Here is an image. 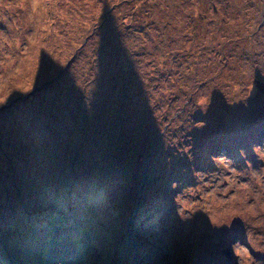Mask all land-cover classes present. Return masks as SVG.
Listing matches in <instances>:
<instances>
[{"label":"rangeland","instance_id":"374dc122","mask_svg":"<svg viewBox=\"0 0 264 264\" xmlns=\"http://www.w3.org/2000/svg\"><path fill=\"white\" fill-rule=\"evenodd\" d=\"M165 1L0 0V264H264V0H176L185 14L155 27L169 24L160 68L176 80L127 107L106 25L153 22ZM215 52L232 57L205 61ZM42 126L62 130L45 144L56 154L36 151ZM63 203L72 218L53 221Z\"/></svg>","mask_w":264,"mask_h":264},{"label":"trees","instance_id":"16d2710c","mask_svg":"<svg viewBox=\"0 0 264 264\" xmlns=\"http://www.w3.org/2000/svg\"><path fill=\"white\" fill-rule=\"evenodd\" d=\"M167 1L168 2L165 1V3L161 7H159V5L156 7L157 9L159 8L158 9V15L156 16L155 21H153V22H152L153 19L151 18L152 14L151 15L149 14V16L144 18V17H142L143 15L140 16L141 13H137L136 15L133 14V15H130V16H127V17L124 16L123 18L116 19L115 22H114V19H112V22L109 25L105 24L106 25V34H105V36H106L105 41L106 42L105 43H106V46L108 48L109 64L113 66L114 70L118 67L117 70H119V74H120L119 75L120 77L117 75L118 77L115 78V81L116 80L118 81V79L122 77L124 71H128V74H129V78L126 81V85L121 88L122 89V93H123V90H124V93H126L125 97H124V100L126 101L125 104L127 105V107L129 105H131L129 103H133V101H135V99H138V98L143 99L144 97H146V94H148L149 92H145V89H147L150 86V84H154V87H156V86L159 87V85L161 83H165L168 80H171L172 83H173V80H176L175 78L177 76V71L174 70V69H176L175 65L173 66L174 68L172 67L173 70L167 73V76H164V74L162 73L163 71L160 68L161 65H164V63L167 64L166 63L167 59H171L172 60V59L175 58L174 55H172V52H171V49H175V47H173L172 45L170 46L169 44H171V43L165 41V35H166V32H167L166 26H168L169 24H166L165 26L162 25V26H164L162 29L159 27V31L160 32H158V28H155V27L157 26V23L159 24V21L164 19V17L166 16L167 13H169V14L172 13V15H170L168 17L170 19L172 18L173 22L175 20L178 22V19H177L178 16H180L182 12L185 14V11L183 9L185 5H183V3H181V4L180 3L179 4L176 3V0H167ZM126 3L129 4V2L124 1V2L120 3V6H121V4L124 5ZM144 4H146V3H144ZM144 4H143V6H144ZM212 5L214 6L213 3L211 4V6ZM117 6H118V4L114 3L112 6H110L108 8V11L105 12V13H107L108 16L112 15L113 10L117 9ZM137 9L141 10V9H144V8L141 7V8H137ZM210 10L213 13V15L216 16L215 15L216 9H214V7H212ZM153 16H154V14H153ZM204 18L206 19V24L208 26H210L214 22V19L212 20V17L210 18V17H206L205 16ZM215 19H216V17H215ZM149 20H150V22L152 24L155 23V24H153L154 28H152V30L154 29V31L152 33L153 37L152 36L150 37V35H147L148 34L147 27L149 25L147 23V21H149ZM216 21L218 22V24L222 25V21L217 20V19H216ZM105 22H106V17H105ZM96 23H94V26H95L94 29L95 30L102 29L101 26H102V24L104 22L102 23V21H101L100 25H98V26L96 25ZM7 28H8V26H5V27L0 26V30L3 29V30L7 31ZM177 28H174V29L176 30ZM27 29H29V28H27ZM235 30L238 32V30L236 28H235ZM140 34H143V36H141ZM6 35H7V36H5L6 40L4 41V45H3V48H2L3 52L12 51V48H11V50H7V49L10 48L9 44L7 43L9 33L6 34ZM9 39L13 40V35L10 36ZM6 44H7V46H6V49H5L4 47H5ZM126 44L129 45V46L131 44H134L133 45L134 52H132V55H131V57L134 58V62H133L134 65H133V63H131L130 65L128 64L127 55H124V53H123L124 52V47L123 46H126ZM155 51L158 52V54L160 55L159 61L156 60L153 57V55H154L153 53ZM160 51H161V54L159 53ZM149 53H151V57H150ZM215 53L216 54H214L213 56L211 55L212 57L211 56L209 57L208 55H206L205 56V61L207 60L208 62H213V61H217V59H219V60L223 59V62H224L226 58L229 59L230 57H232V55L225 56L224 54L222 55V54H219L218 52H215ZM144 55H146V56H144ZM47 58H48V55H45L44 56L45 61H46ZM201 58H202V56H200V59ZM4 59H5V57H3V60ZM210 59H212V61H210ZM129 66H132L133 68L131 67L130 69H128ZM51 72H52V70H47L46 75H51L52 74ZM61 74H63V73L61 72ZM64 76H66V75H64ZM254 78H256V76H254L253 79ZM56 79L59 80V78H57L55 76V78H51V79L48 78V79H46L47 81L46 80H44V81L47 83V87L51 88V84H55L56 83V81H55ZM245 79H246V86H248L249 85V81L252 78L250 80H247V78H245ZM68 82L69 81L65 82L66 86L68 85ZM121 82H123V81H121ZM250 84H251V82H250ZM66 86H65V88H66ZM137 86H140V87L137 88ZM118 89H120V88L118 87ZM58 91H57V95L59 97L62 96L61 98H65L66 96H68V93H66L64 90L60 89ZM68 91H70V90H68ZM189 94H193V92H190ZM221 94L222 93L219 92L218 96H220ZM184 95H185V93H184ZM174 100L175 99H173V102H174ZM148 103H149V101H148ZM149 104H151V102ZM227 105L228 104H223L222 106H224V107L226 106L227 107ZM129 114L131 115L132 113H129ZM148 114H149L148 111H146V113H145L146 117H147ZM142 119H143V121L145 120V122H146L145 118H142ZM37 121H38V119H37ZM37 121H36V124H37ZM32 122H34V121H32ZM124 124L127 125V123H125V121H124ZM38 125H40V124H38ZM84 126L88 127V125L86 124L85 119L83 117V119L81 118V120H80V128H84ZM59 127L56 130V129H54L56 127L53 128L52 126H50V127H46V126L43 127L42 126L41 130L40 129H36V131L34 130V133L32 134V136H33L32 139H33V141L37 142L36 151H39L41 153L40 155H44L45 156V155L56 154L52 150L51 151L50 150L46 151L44 149L46 148V145H45L47 143L46 141L49 138H51L52 136H53L52 139H57V141H59L58 138H60V136L63 135V133H61L62 130L59 131L60 130ZM258 131H259V129H258ZM258 131L255 130V132H254L255 133V137H257L261 133L260 131L259 132ZM251 139L253 141L255 140V138L254 139L251 138ZM54 141H56V140H54ZM227 143H230V142L227 141ZM88 150H89V143H88ZM39 152H38V155H39ZM44 156H41L40 163H43L42 159H43ZM99 164L100 163L97 162V165H96V168H95L96 170H97V167L99 166ZM81 168L78 167V169H81ZM95 169L92 168L91 171H93ZM44 171H45V169L40 170L39 174L40 173L41 174L44 173ZM120 172L123 173L122 171H120ZM72 174H74V172H72ZM99 179H100L101 184L104 185V187L109 184V181L103 175L99 176ZM75 180H76V177H75V179L73 181H75ZM91 181H92V185H93L95 183V180L92 178ZM44 183H45L44 181H41L42 185ZM76 186H78V185H76ZM79 187L80 186H78V188ZM94 188H95V192H96V187H94ZM53 190L54 189L52 188V189H50V191L49 190L46 191V192L50 193L49 196L46 197V199L47 198H52V200H58L56 198L57 194L54 193ZM93 193H94V191L89 194V197L92 198L93 197ZM38 194H40V197L43 196V195H46L45 192L43 193V191L38 192ZM59 206L65 207V209H63L62 212H59L56 209H54L53 212H57V213L55 214V216L53 215L52 220H53L54 217H57L53 221L59 222V220H63V221H67L68 222L72 218L73 214L69 211V208L66 207L65 203H63V204H61ZM51 213L52 212L50 211V216H52Z\"/></svg>","mask_w":264,"mask_h":264},{"label":"water","instance_id":"95a60500","mask_svg":"<svg viewBox=\"0 0 264 264\" xmlns=\"http://www.w3.org/2000/svg\"><path fill=\"white\" fill-rule=\"evenodd\" d=\"M223 255H224L225 257H228V256H229V252L225 250V252L223 253Z\"/></svg>","mask_w":264,"mask_h":264},{"label":"bare ground","instance_id":"6f19581e","mask_svg":"<svg viewBox=\"0 0 264 264\" xmlns=\"http://www.w3.org/2000/svg\"><path fill=\"white\" fill-rule=\"evenodd\" d=\"M224 144V143H223ZM226 149V148H225ZM225 222V221H224ZM72 230V229H71ZM66 240V239H65Z\"/></svg>","mask_w":264,"mask_h":264}]
</instances>
